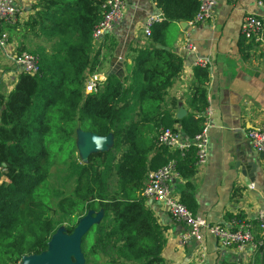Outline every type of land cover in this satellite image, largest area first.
<instances>
[{
	"label": "trees",
	"instance_id": "16d2710c",
	"mask_svg": "<svg viewBox=\"0 0 264 264\" xmlns=\"http://www.w3.org/2000/svg\"><path fill=\"white\" fill-rule=\"evenodd\" d=\"M106 1L36 0L27 20L6 28L19 53L38 57L39 72L30 75L7 62L4 68L19 74L9 93L0 91V264L47 253L57 232L71 235L88 217L96 223L81 244L85 264H165L163 230L143 192L149 175L171 161L186 181L180 200L197 214L195 149L171 151L158 138L164 129H180L189 140L203 131L210 69L195 67L191 112L178 119L177 100L167 102L166 96L184 61L158 46L168 45L173 25L194 20L199 2L153 0L164 20L131 46L123 75L106 76L97 92L86 94L87 79L105 62L93 31ZM255 46L242 34L243 61ZM80 131L111 136L112 144L84 160ZM55 163L65 167L58 185L51 182ZM250 224L260 239L257 220Z\"/></svg>",
	"mask_w": 264,
	"mask_h": 264
},
{
	"label": "crops",
	"instance_id": "0c3cea01",
	"mask_svg": "<svg viewBox=\"0 0 264 264\" xmlns=\"http://www.w3.org/2000/svg\"><path fill=\"white\" fill-rule=\"evenodd\" d=\"M15 1L23 22L31 15L30 9L36 0ZM215 2L213 15L207 22L188 23L185 28L179 22L167 34L169 50L181 56L184 65L168 90L166 101L177 100L176 118L179 111H185V117L188 116L195 67H209V156L205 165H196L194 197L197 214L210 225L236 228L237 224L254 223L264 207V159H260L249 139V132L264 122V31L260 34L261 40L254 42L256 46L247 61L242 60L238 49L244 19L252 15L264 19V7L258 5V0ZM159 13L153 0H125L123 21L96 43V49L105 57L102 71L96 75L105 79L117 66L116 74L123 75L125 64L132 62L129 49L135 42L145 41V23L148 17ZM112 42L116 46L110 53L106 49ZM28 43L34 44L30 40ZM189 45L195 50L187 49ZM115 57L121 62H113ZM6 62L9 63L0 56L3 93L12 90L19 74V69L6 73ZM248 152L258 161L257 173L252 174V179L242 174ZM237 162H240L238 168ZM185 186L186 181L174 174L170 181L173 194L180 198ZM146 205L163 230L165 264H264V249L250 246L242 250L226 249L208 232L204 233L202 242H182L181 236L188 229L173 220L169 208L152 199H146ZM256 232L254 229L255 235Z\"/></svg>",
	"mask_w": 264,
	"mask_h": 264
},
{
	"label": "built area",
	"instance_id": "2783aa9c",
	"mask_svg": "<svg viewBox=\"0 0 264 264\" xmlns=\"http://www.w3.org/2000/svg\"><path fill=\"white\" fill-rule=\"evenodd\" d=\"M197 1L199 2V10L190 24L205 23L212 17L214 12L215 0ZM258 5L264 7V0H258ZM124 13L125 0H107L103 5L102 19L93 31L94 41L97 43L106 33L112 32L123 21ZM21 16L22 13L15 0H0V56L15 65L19 71L36 75L39 72L38 57L27 52L19 53L6 31L7 27L17 25L21 21ZM163 20L162 13L148 17L144 27L145 36L150 37L152 28ZM242 30L248 39H253L257 43L261 40V32L264 31V19L254 15L248 16L243 21ZM187 49L195 50L191 45ZM104 80L98 75H93L87 79L85 83L86 94L97 92L98 85ZM202 115L205 117L203 131L194 139H187L180 129H164L158 138L159 145L180 153H185L190 148H194L196 151V165H205L209 156L210 143L208 132L211 112L209 108ZM249 139L254 151L264 155V122L249 132ZM174 174H176L175 161H171L166 166L152 172L149 175L143 195L146 199H152L166 205L173 220L183 223L187 227V232L181 236L182 242L191 240L202 242L204 233L208 232L221 247L226 249L236 248L242 250L249 246L255 249H264V232L263 236L257 239L254 233L255 227L252 224L243 223L240 226L237 224L236 228L210 225L204 217L190 212L170 188V181ZM257 222L259 230L264 231V207L258 214Z\"/></svg>",
	"mask_w": 264,
	"mask_h": 264
},
{
	"label": "water",
	"instance_id": "95a60500",
	"mask_svg": "<svg viewBox=\"0 0 264 264\" xmlns=\"http://www.w3.org/2000/svg\"><path fill=\"white\" fill-rule=\"evenodd\" d=\"M180 27H187V22H180ZM160 49L169 51L168 47L158 46ZM121 62L117 57L113 58V62ZM118 66L115 67L114 72L110 75L116 74L118 71ZM185 117V111H179L178 119H183ZM112 144V137H101L97 134L90 132H78V149L83 157L86 160L92 153L106 151ZM260 159H264L263 154H259ZM245 164L243 166V176H249L252 179V174L257 173L258 161L254 160L252 154L248 152L245 157ZM240 166V162H237L236 167ZM96 223V219L88 217L83 220L75 229L71 235H64L62 232H57L53 237L51 242V249L47 253L35 256V257H26L23 261V264H71L75 256H83L81 254V244L83 238L93 225ZM58 238V240H57ZM57 240V241H56ZM84 260V259H83Z\"/></svg>",
	"mask_w": 264,
	"mask_h": 264
},
{
	"label": "rangeland",
	"instance_id": "374dc122",
	"mask_svg": "<svg viewBox=\"0 0 264 264\" xmlns=\"http://www.w3.org/2000/svg\"><path fill=\"white\" fill-rule=\"evenodd\" d=\"M31 43L34 44H30V47H33L35 45V41L34 40H30ZM95 46H96V42H95ZM78 154H80V152H78ZM81 156V154H80ZM81 158H83L81 156ZM56 166L52 167V177H51V182L54 183L55 185L61 184L63 182V179L65 177V172H63L62 170H65V167L63 165H59L57 163H55ZM58 240V238H57ZM56 240V241H57ZM90 243L93 241V238L90 237L89 239ZM71 264H85V261L82 259L81 256H75L73 261L71 262Z\"/></svg>",
	"mask_w": 264,
	"mask_h": 264
}]
</instances>
